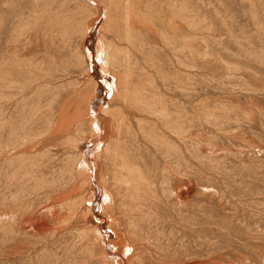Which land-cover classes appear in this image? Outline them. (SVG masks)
<instances>
[{"label":"rangeland","instance_id":"rangeland-1","mask_svg":"<svg viewBox=\"0 0 264 264\" xmlns=\"http://www.w3.org/2000/svg\"><path fill=\"white\" fill-rule=\"evenodd\" d=\"M107 1L0 0V264H264V0L114 1V73Z\"/></svg>","mask_w":264,"mask_h":264},{"label":"bare ground","instance_id":"bare-ground-1","mask_svg":"<svg viewBox=\"0 0 264 264\" xmlns=\"http://www.w3.org/2000/svg\"><path fill=\"white\" fill-rule=\"evenodd\" d=\"M108 1H110V4H109V6L108 5H106L105 6V9H106V12H105V15L107 16L106 18H108L105 22H103L102 24H101V30L99 31V35H98V37H97V39H95V41H96V47H94V48H96V55L94 56L95 58H96V60L97 61H99V62H101V64L103 65L102 66V68H104L105 70L107 69V70H110V72H113L112 71V69H114L116 66H118V65H120L121 64V53H122V51H124L123 49H121V48H119V47H117L116 45H115V41L114 40H112L113 39V37L110 39L108 36H106V32L107 31H110L112 28H113V31H114V29L115 28H117L116 30H115V36H119V32L120 33H123V31H121V25L118 23V22H120L119 21V16H117V15H112V12H111V5L114 3V1H116V6H115V11H117V7L120 5V1L121 0H108ZM107 1V2H108ZM123 1H125V0H123ZM127 2H131V0H126ZM136 1H138L137 2V5L139 6V4H140V0H136ZM104 5V4H103ZM114 5H115V3H114ZM179 6V5H178ZM170 7H172V6H170ZM183 7H184V5H183ZM182 6L181 7H179L178 9H176V10H174V13H177L178 14V16L180 17V16H182V13H181V9L183 8ZM104 8V7H103ZM147 8H148V5H147ZM147 8H146V10H147ZM173 9H174V6L172 7ZM108 9H109V13H108ZM132 11L134 12V10H133V8H132ZM110 12H111V15H110ZM130 12H131V10H130ZM183 12V11H182ZM183 17V16H182ZM127 21L129 22V18H127ZM124 24V26H123V28L125 29V31L128 29V28H130V25L129 24H125V23H123ZM193 25V24H192ZM105 29V30H104ZM107 30V31H106ZM123 30V29H122ZM106 31V32H105ZM86 32V34L88 33V30H86L85 31ZM168 32V31H167ZM166 32V30H164L163 31V33H162V38H163V40L164 41H166V43H168L170 40H169V38H168V34L169 33H167ZM108 33V32H107ZM110 34V33H109ZM108 34V35H109ZM94 35V34H93ZM91 36V35H90ZM109 36H111V34L109 35ZM92 37V36H91ZM87 38V37H86ZM126 38V37H125ZM133 37H130V34L127 36V40H129V44L130 45H128V46H131L132 45V42H131V39H132ZM115 39H123L122 38V36H119V37H115ZM167 39V40H166ZM137 41H139L140 42V40L138 39ZM143 42V41H142ZM184 44V43H183ZM140 45V44H139ZM130 49V48H129ZM88 50V49H87ZM83 54V53H82ZM85 55V54H84ZM126 55V53L123 55V56H125ZM83 57V56H82ZM94 58V59H95ZM84 60H85V58H83ZM85 62V61H84ZM151 62V61H150ZM81 63H83V62H81ZM116 70V69H115ZM114 73V72H113ZM91 74V73H90ZM112 76H113V78H112V80L114 81V83H115V85H114V83H113V96H112V99L114 98V96H115V94H117V93H119L118 92V86H119V84H120V88H122V84H121V82H122V78L119 80L120 82H118V80H116V77H115V74H112ZM162 77V76H161ZM98 79H101V77H97ZM124 79V78H123ZM115 80H116V82H115ZM126 80H127V78H126ZM149 81V80H148ZM94 83H95V81H93ZM127 82H129V81H127ZM151 82V81H150ZM99 84V83H98ZM130 85V84H129ZM97 86V85H96ZM128 87V86H127ZM121 91V90H120ZM138 91H140V90H138ZM122 92H124V91H122ZM126 92H127V90H126ZM125 92V93H126ZM129 93V92H128ZM128 93H126V94H128ZM97 94H99L98 92H97ZM120 94V93H119ZM123 94V93H122ZM122 94H120V95H122ZM106 95V94H105ZM131 95H132V92H131ZM111 99V100H112ZM102 100V99H101ZM140 100V99H139ZM163 104V103H162ZM110 105V104H109ZM136 105V104H135ZM107 106H108V104H107ZM92 107V106H91ZM110 107V106H109ZM164 107V106H163ZM95 107H92V108H90V110L92 111V113H96V114H99V116L101 117V114H102V112L99 110V111H96L95 109H94ZM148 108H149V106H148ZM165 108V107H164ZM104 109V108H103ZM108 109H110V108H108ZM145 109V108H144ZM146 110V109H145ZM103 111H105V110H103ZM108 113H109V111H108ZM149 113H150V111H149ZM164 113V112H163ZM170 114V113H169ZM115 115V114H114ZM168 114H164V116H165V118H167V119H165V122L167 123L166 125L167 126H170V125H168L169 123H170V121H168L169 120V116L170 115H168ZM94 116V115H93ZM116 116V115H115ZM126 116V115H125ZM162 116V115H161ZM97 118H99V117H97ZM116 118V117H115ZM96 118H94V123H98L96 120H95ZM161 120V119H160ZM211 120V119H210ZM141 121V120H140ZM93 123V124H94ZM162 123H164V122H162ZM173 123V122H172ZM171 123V124H172ZM99 124V123H98ZM163 125H165V124H163ZM160 126V125H159ZM175 126V125H174ZM174 126H170L171 127V132L172 133H174L175 132V128H174ZM177 126H179V125H177ZM16 128V127H15ZM94 128L95 129H97V125H95L94 124ZM104 128V127H103ZM169 128V127H168ZM19 129V128H18ZM161 129V128H160ZM176 129H177V127H176ZM180 130V129H179ZM183 130V129H182ZM185 131V130H184ZM183 132V131H182ZM13 133H15V132H13ZM184 133V132H183ZM182 133V134H183ZM41 134V133H40ZM159 139V138H158ZM158 139H156V143H155V141H154V146L156 145L157 146V148H158V150L159 149H161L162 147L163 148H165V150L166 151H164V149H163V152H165V153H170V151H171V149L172 148H170L169 147V144L168 145H160L159 144V142H157V140ZM171 140V139H170ZM163 141V140H162ZM166 142V141H165ZM161 143V142H160ZM164 143V142H163ZM167 143V142H166ZM110 145V144H109ZM118 146V145H117ZM96 147H98V146H96ZM108 147V146H107ZM177 148V147H176ZM179 149V148H178ZM117 150H120V149H117ZM96 151V150H95ZM112 151V150H111ZM111 151H110V153H111ZM106 152H107V150H106ZM120 152H121V150H120ZM123 152V151H122ZM172 152V151H171ZM109 153V154H110ZM107 154V153H106ZM112 154H114V152L112 153ZM111 154V155H112ZM124 154V153H123ZM178 154V153H177ZM110 156V155H109ZM164 157V156H163ZM124 158H126V157H124V156H122L121 157V159L120 160H122V162H124V164H121V169H122V167H123V169H125V171H127V172H129V173H135L136 174V180L134 179V183L135 184H137V185H141V183L142 182H146V181H144L145 180V178H143V175L139 172V171H136L135 169H131L129 166V164L124 160ZM114 159V158H113ZM185 159V158H184ZM188 163V162H187ZM88 165V164H87ZM123 165V166H122ZM92 168V167H91ZM122 169V170H123ZM124 171V172H125ZM164 172V171H163ZM164 178V177H163ZM149 182V181H148ZM164 183V182H163ZM149 184H151L150 182H149ZM128 186V185H127ZM130 186V185H129ZM148 186V185H147ZM146 186V187H147ZM131 187V186H130ZM149 189V188H148ZM103 190V199L105 200L106 199V202L105 203H112V201H113V195H111V194H109L107 191H106V189L104 188V189H102ZM130 190V189H129ZM138 196V195H137ZM168 200V199H167ZM150 216V215H149ZM159 219V218H158ZM98 237V236H97ZM105 241V240H104ZM108 244H112L111 242H109ZM112 245H115V244H112Z\"/></svg>","mask_w":264,"mask_h":264},{"label":"snow or ice","instance_id":"snow-or-ice-1","mask_svg":"<svg viewBox=\"0 0 264 264\" xmlns=\"http://www.w3.org/2000/svg\"><path fill=\"white\" fill-rule=\"evenodd\" d=\"M127 251V250H126Z\"/></svg>","mask_w":264,"mask_h":264}]
</instances>
